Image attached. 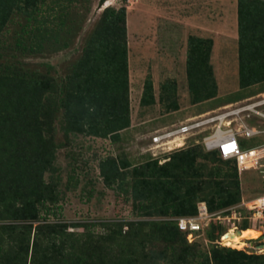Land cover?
Instances as JSON below:
<instances>
[{"label": "trees", "instance_id": "trees-1", "mask_svg": "<svg viewBox=\"0 0 264 264\" xmlns=\"http://www.w3.org/2000/svg\"><path fill=\"white\" fill-rule=\"evenodd\" d=\"M40 2L0 0V45L13 15L20 13L37 25L38 47L31 51H39L44 23L37 16ZM238 26L239 83L247 88L264 82V51H259L264 47V0H238ZM25 42L21 36L18 46L27 49ZM189 46L187 73L196 104L217 96L210 62L213 39L190 36ZM1 58L0 51V264H264V254L202 241L189 243L170 218L196 214L200 201L215 211L242 198L235 161L223 160L217 151L208 152L200 144L175 151L163 164L154 159L133 165L128 159L112 157L100 163L109 187L131 176L139 216L159 220L131 221L125 232L121 228L118 234L99 236L89 225L82 232L73 231L71 226L83 225L41 216L43 206L60 199L58 184L45 178L47 172L55 171L57 145L52 133L57 112L64 109L68 133L119 140L121 131L131 126L125 7L105 8L74 72L61 84L3 64ZM170 85L162 86L160 100L170 98L167 106L178 110L176 84ZM155 102L149 77L141 105ZM208 162L213 165L209 167ZM222 233L215 223L208 230L212 240ZM208 246L210 251L201 249Z\"/></svg>", "mask_w": 264, "mask_h": 264}, {"label": "rangeland", "instance_id": "rangeland-1", "mask_svg": "<svg viewBox=\"0 0 264 264\" xmlns=\"http://www.w3.org/2000/svg\"><path fill=\"white\" fill-rule=\"evenodd\" d=\"M170 0H158L163 6ZM107 2V1H106ZM102 0H42L41 11L37 13L44 23L41 25V42L39 51H31L38 47L36 35L39 32L34 21L25 15L15 13L1 36V62L17 65L24 72L44 75L63 83L75 70L84 54V49L90 42L103 11L106 7ZM178 9L175 15L182 19L188 10L187 0H174ZM193 3H198L195 0ZM146 4V5H144ZM173 5V4H171ZM117 9L127 10L129 76H130V110L131 126L121 131L120 139L101 137L79 132H66L65 111L61 109L56 114L55 131L52 133L56 143L54 172H47L45 178H51L58 184L59 201L48 202L41 211L42 217H48L52 222H66L83 226L70 227V230L82 232L86 225L99 236L118 234L122 228H129V222L137 220H159L160 217H142L133 202L130 183L133 179L118 180L113 186L106 185L101 175L100 163L107 158L128 159L133 165L142 164L148 160L157 159L160 164L167 162L175 151H160L151 148L150 136L158 128L173 123H179L187 117L217 108L227 103L245 99L264 92V82L242 88L239 83V41L230 38L228 41L216 36L214 54L211 52L210 62L218 85L217 96L193 103L187 73V57L189 53V38L184 42L181 56L177 59L178 68L173 72L161 71L154 73L151 69L143 71L140 62V32L147 18L145 7L150 6V0H114L110 5ZM222 10L225 6L218 3L212 6ZM207 12L209 13L210 11ZM212 25L216 22L212 21ZM210 23V22H209ZM40 26V25H39ZM230 31V28H227ZM24 36L27 49L18 46ZM194 36V35H190ZM189 36V37H190ZM215 42L213 40L214 48ZM134 48V49H133ZM186 49V50H185ZM133 52L132 59L130 52ZM264 51V47L259 51ZM161 51H165L161 49ZM151 78L154 85L156 102L152 105H141L145 82ZM176 84L175 98L179 109L173 110L167 106L170 98L161 99L162 86L171 82ZM167 97V94H165ZM58 99V95H55ZM244 149L259 147L264 144V137L244 138ZM204 162L205 160L200 159ZM209 167L213 164L208 162ZM242 196L251 197L264 192V159L258 168L246 170L240 175ZM47 209V210H46ZM49 212V213H48ZM171 219L174 217H170ZM240 227L243 235L249 240L248 246L239 250L252 252L251 244H261V231L256 228ZM245 230V231H244ZM250 231V235L246 232ZM244 235V236H245ZM252 238V239H251ZM201 248V247H199ZM210 251L211 248H201ZM264 254V253H256Z\"/></svg>", "mask_w": 264, "mask_h": 264}, {"label": "built area", "instance_id": "built-area-1", "mask_svg": "<svg viewBox=\"0 0 264 264\" xmlns=\"http://www.w3.org/2000/svg\"><path fill=\"white\" fill-rule=\"evenodd\" d=\"M260 136L264 137V92L158 128L151 134L150 144L154 150L170 152L200 144L208 152L217 151L223 160H234L242 175L246 170L258 168L264 159V144L244 149L243 139ZM172 219L186 233L189 243L230 246L225 241L226 234L231 230L237 232L244 224L264 234V192L242 196L240 202L215 211L210 210L206 201H200L196 214ZM214 223L223 228V233L212 240L208 230ZM249 240L246 239L247 244ZM261 241L249 246L253 253H264V240Z\"/></svg>", "mask_w": 264, "mask_h": 264}, {"label": "crops", "instance_id": "crops-1", "mask_svg": "<svg viewBox=\"0 0 264 264\" xmlns=\"http://www.w3.org/2000/svg\"><path fill=\"white\" fill-rule=\"evenodd\" d=\"M170 1L162 6L158 0H150L149 8L145 7L148 16L143 22L139 45L143 71L173 72L179 67L177 58L190 35L212 38L215 42L212 54L216 49V36H222L226 41L230 38L239 41L238 0H198L197 4L193 3L195 0H187L188 10L182 19L176 16L178 6L174 0ZM216 3L225 7L221 11L215 10L212 6ZM211 20L216 22L215 25ZM161 49L165 51L160 52ZM132 54L131 50V59Z\"/></svg>", "mask_w": 264, "mask_h": 264}, {"label": "bare ground", "instance_id": "bare-ground-1", "mask_svg": "<svg viewBox=\"0 0 264 264\" xmlns=\"http://www.w3.org/2000/svg\"><path fill=\"white\" fill-rule=\"evenodd\" d=\"M114 4V0H107V2L104 4V6H110ZM239 232L231 230L229 233L225 236V241L228 245L234 246V247H240V246H246L247 242L246 239L240 229H238ZM260 231V230H259ZM250 233V231H248ZM262 234V233H261ZM262 250L264 251V246L262 247Z\"/></svg>", "mask_w": 264, "mask_h": 264}, {"label": "water", "instance_id": "water-1", "mask_svg": "<svg viewBox=\"0 0 264 264\" xmlns=\"http://www.w3.org/2000/svg\"><path fill=\"white\" fill-rule=\"evenodd\" d=\"M107 0H102V2L104 3V2H106ZM238 232H239V230H238ZM260 238L262 239V240H264V234H262L261 236H260Z\"/></svg>", "mask_w": 264, "mask_h": 264}]
</instances>
